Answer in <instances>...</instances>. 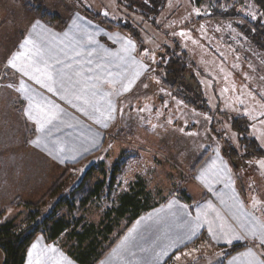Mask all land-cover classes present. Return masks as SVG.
Listing matches in <instances>:
<instances>
[{"label":"rangeland","instance_id":"1","mask_svg":"<svg viewBox=\"0 0 264 264\" xmlns=\"http://www.w3.org/2000/svg\"><path fill=\"white\" fill-rule=\"evenodd\" d=\"M141 2L144 7L138 8L136 5L131 7V0H0V68H13L8 61L17 52L20 39L28 29L20 19H16L20 14V4H30L37 13L59 14L63 19L70 13L90 10L116 22L129 23L132 32L138 36L136 40L128 32L116 31L133 42L136 48L134 53L129 49L123 51L124 44L118 47L121 39L116 34L113 37L115 43L109 40L110 47L115 48L121 56L117 68H138L137 76L140 74L139 68L143 70L142 79L138 77L135 88L126 92V82L112 87V92L119 94L113 99V120L98 122L91 116L84 118V115L78 114L77 118L72 119V124L69 125L68 118L64 122L65 125L68 123V128L73 126L71 131L75 132L78 131L75 126H79V121L87 124L91 131H100L101 134L102 129L106 150L90 155L78 164H50L52 168L46 169L43 167L48 161L39 155V166L43 173L36 171V184L40 185L36 186L39 191L36 190V201L32 202L41 204L39 221L53 210L60 197H67L73 191L87 169L95 164L98 170L90 184L94 186L98 182H105L101 197L92 198L84 206L77 202L74 216L99 224L106 211L118 205L119 197L141 180L150 193V203L158 204L142 213L107 254L114 248L117 250L129 244L138 249L150 243L157 245L161 241L169 244L178 236V229L181 224H186L187 218L197 217L199 207L210 208L208 202H216L226 208L225 203L233 194L228 188L238 178L246 185L247 208L249 206L258 230L264 224V168L256 161L264 159V154L249 161L239 160L243 164L235 169L226 157L224 148L229 140L239 148L238 134L232 122L234 118L242 117L249 127L248 136L255 139L264 152V115H261L264 113V53L240 31L237 21L243 23L242 20L200 19L210 15L212 9L218 6L220 9H232L255 21L261 16L258 6L254 0H166L160 13L153 15L149 10V0ZM197 9L200 14H197ZM140 10L146 12L148 18ZM47 18L56 20L57 25L62 23L59 19ZM176 44L193 62L190 73L194 83L201 87L213 116L188 107L182 98L174 97L163 87V72L156 66L161 54L173 49ZM84 48L75 45L71 54L75 56L78 52L77 56H82L84 50L86 57L89 52ZM14 95L9 96L12 101L17 100ZM58 102L61 108L73 107L70 102ZM76 107L80 108L78 105ZM95 128H99V131ZM73 140L78 142L80 137L74 136ZM42 146L38 144L37 147ZM48 178L51 184L44 183ZM60 181L61 186L55 195L47 196L49 190ZM184 190L191 196L190 201L184 199ZM20 208L6 206L2 212L3 222L11 219H15L16 223L22 221L24 216L18 213H23L25 206L23 210ZM58 212L68 215L63 209ZM125 224L126 220L122 218L116 232H120ZM210 235L202 231L192 239L191 244L209 239ZM36 239L48 243L43 250L47 254L45 256L39 252L40 246H36V264H45L46 261L69 264L68 256L72 258V264H79L71 255L77 250V244L66 234L55 241H48L43 233H38ZM253 241L264 253L259 235L253 237ZM179 250L171 252L161 264L181 263L175 259ZM214 250L215 245L205 249L211 253ZM123 252H119L122 257L125 255ZM194 258H190L193 262L185 258V262L202 264L207 260L206 264H213L211 260L215 259L214 255Z\"/></svg>","mask_w":264,"mask_h":264},{"label":"crops","instance_id":"2","mask_svg":"<svg viewBox=\"0 0 264 264\" xmlns=\"http://www.w3.org/2000/svg\"><path fill=\"white\" fill-rule=\"evenodd\" d=\"M20 5V14L16 19H20L21 24L27 26L28 29L20 39L17 52L14 54L20 52L33 54L35 52L33 44L45 50L48 57H52L49 59V63L54 65L53 76L56 83L49 82L43 76L41 77L42 82L37 83L32 78L37 74L32 71H29L28 75H24L18 68H0V223H3L2 212L6 206H19L23 210L24 205L21 202L36 201V190L39 191L36 186L40 185V183L36 184V171L43 173V169L52 168L49 167L50 164L60 163L65 166L106 150L104 131L101 129V134L99 131V128L102 127L95 128L99 131L97 133L94 130L91 131L83 121H79V126H75L78 131L75 132L71 131L73 126L68 128V123L65 125L64 122L68 118L69 125L72 124V119L77 118L78 114L84 115V118L91 116L98 122H110L113 120V99L119 95L112 92V87H118L122 82H126L129 86L128 90H131L136 87L138 77L141 78L143 75L142 68H139V76H137L138 68H117L121 62V56L119 57L115 48H111V43H109V40L115 43L113 38L115 34L121 39V42L117 44L118 47H121L120 44H124L122 49L128 48L133 53L136 50L135 46L132 48L125 43L129 39L127 36L124 38L120 34L121 32H116L118 29H112L82 11L70 13V16L65 19L57 14L59 17L55 19L62 21L60 25H57L56 20L43 17V14L37 13L30 4ZM26 39L31 40L33 44L21 47ZM75 45L85 47V51L91 55L88 53L85 57L83 50L82 56H74L71 52L74 51ZM56 60L60 63L56 64ZM89 61H91L90 64ZM15 62L21 66L26 63V60L22 57ZM97 65L101 67L98 68ZM89 68L93 69V72H88ZM108 72L113 73V76L107 77ZM88 76H101L112 82L87 81L89 85L97 83V87H89L82 92L81 89ZM129 82L132 85L131 83L129 85ZM46 84L55 90L49 91ZM93 93L95 94L93 95ZM12 94H15L13 97H17V100L12 101L13 99L9 98ZM59 100L70 102L69 104H72L73 107L67 109L62 106L63 108H61L57 104ZM40 105H44V107ZM49 119L50 122H47ZM42 123L44 124L43 129H41ZM74 136L80 137V140L74 142ZM38 144L43 146L37 147ZM39 155L44 161H48L43 169L40 167L41 165L39 166V162H41L38 159ZM40 181L42 182V180ZM45 181L44 183L47 184L52 183L49 178ZM233 181L232 186L228 188L233 194L226 201V208L216 202H212V204L208 202L210 208H205V206L198 208L201 227L197 235L202 231H207L211 234L209 236L211 241L205 239L191 244L192 240H186L183 246L171 250L168 249V243L163 241L157 245L154 243L143 245L139 249L129 244L121 247L124 250L123 254L125 253L123 257L122 254H119L122 251L121 248L117 250L114 248L98 264H161L171 252L179 249L178 254L182 252L179 264H188L185 262V258L191 260L190 258H205L208 255H214L215 259L211 260V262L214 261L213 264H246L249 258L242 254L248 252L249 249L256 253L257 264L264 261V253L255 245L253 236L250 235V230L256 228L257 223L250 215L249 206L247 208L249 202L246 188H244L245 184L239 178ZM243 193L245 197H243ZM18 200L21 202L18 203ZM192 222H196L194 216L187 218L186 224H181L178 229V236L191 235L189 228L193 224ZM221 226L223 227L221 228ZM209 227L212 228L211 233ZM224 233L228 234V238L242 237L233 239L232 244L242 243L245 244V247L227 256V247L232 244L226 243ZM44 239L43 241H45ZM47 244V242H41L35 238L28 249L25 264H36L37 245L40 246L39 252L42 256L47 255L43 252L44 246ZM214 245L216 247L214 253L208 252L209 250L205 251L208 246ZM164 250H168V255H158ZM1 251L0 258L2 259L1 264H3L5 256ZM185 252H190L191 255H183ZM141 257L144 260L147 259L139 261ZM67 260L69 264H72L70 256ZM193 261L191 260V262ZM206 261L202 264H206ZM50 263L56 264L53 261L49 263L46 261L45 264Z\"/></svg>","mask_w":264,"mask_h":264},{"label":"trees","instance_id":"3","mask_svg":"<svg viewBox=\"0 0 264 264\" xmlns=\"http://www.w3.org/2000/svg\"><path fill=\"white\" fill-rule=\"evenodd\" d=\"M131 1L133 2L131 7L133 5L138 8L144 7L141 0ZM254 2L261 14L260 18L255 21L235 13L232 9H220L218 6L212 9L210 15L200 19L208 18L218 21L242 20L243 23L237 21L238 28L253 42L258 50L264 53V0H254ZM149 3L150 12L153 15H157L164 8L166 0H149ZM140 12L144 13L145 17L148 18L146 12L141 10ZM84 13L112 29L128 32L138 40L137 34L132 32L129 23L116 22L90 10ZM43 17L55 19L59 16L45 12ZM161 56L156 68L163 72L161 79L163 87L171 92L174 97L182 98L188 107L213 116L214 113L210 109L201 87L194 83L190 73L194 65L188 55L181 51L179 45L176 44L173 49L167 50ZM232 125L238 134L240 145L238 148L229 140L226 142L224 153L231 161L232 166L237 169L243 164L239 160L243 162L249 161L256 156L263 155L264 152L259 148L256 140L248 136L249 127L244 118H234ZM79 162L69 163L67 166L78 164ZM97 168V165L92 164L87 169L81 182L73 187V191L67 197H60L57 203L54 204L53 210L40 221L39 218L42 215L41 204L17 201L25 206L23 213H20L24 216L22 221L16 223L15 219H11L0 223V250L3 251L5 256L3 264H25L28 249L38 233H43L48 241H55L66 234L70 240H74L77 244V250L75 249V251L71 252V255L79 264H98L115 245L117 239L142 213L158 205L150 203V193L146 191L145 184L141 180L119 197L118 205L109 208L99 224L89 223L83 217L74 216L77 202L84 206L92 198L101 197L105 182H98L94 186L90 184L95 171L98 170ZM87 179L88 181H86ZM112 182L113 179L111 180ZM61 183L60 181L54 185L47 196H54L55 192L59 190ZM182 194L184 199L191 200V196L187 191H182ZM60 209L65 210L68 215H60L58 212ZM122 218L126 220V224L120 232H116V228ZM244 247L245 244L242 243L229 245L227 247V256Z\"/></svg>","mask_w":264,"mask_h":264},{"label":"snow or ice","instance_id":"4","mask_svg":"<svg viewBox=\"0 0 264 264\" xmlns=\"http://www.w3.org/2000/svg\"><path fill=\"white\" fill-rule=\"evenodd\" d=\"M197 14L199 13V9L196 10ZM253 18H255L253 16ZM125 43L134 48V44L131 40H126ZM27 44H33V42L31 40L26 39L23 44L21 45V47H24V45ZM33 48L35 49V52L33 54H30L29 52H20L17 53L13 56V58H11L8 63L9 65H11V67L13 68H18V70L22 71L24 73V75H28L29 71H32L34 73H36L37 75H34L32 78L36 80L37 83H41V77H46V79L51 82V83H56L54 76H53V68L54 65L49 63V59H51L52 57H48L47 53L45 50L36 47L33 44ZM123 51H128V48L123 49ZM76 55H79V53H76ZM89 55H91V53H89ZM24 58L26 60V63L24 65L18 66L17 63L15 61ZM56 64H59L60 61L56 60L55 61ZM91 63V61H89V64ZM70 67V65H69ZM98 68H100V65H97ZM143 67V66H142ZM88 72H93V69L89 68ZM117 76H119V74H116ZM113 73L108 72L107 73V77H112ZM95 80L97 83L100 82H112L111 80H105L104 78H102L101 76H88L86 77V81L84 84V87L81 89L82 92L86 91L89 87L91 88H96L97 87V83H93L91 85H89L87 83V81H92ZM131 82H129L130 85ZM46 87H48L49 91H54L55 89L52 88L51 86H49L48 84L45 85ZM129 86H125L124 90L127 91ZM21 88L23 89L24 86L22 85ZM26 90V89H25ZM225 91H227V89H225ZM95 93H93L94 95ZM78 99L81 97H77ZM87 102V101H85ZM241 103H243V101H241ZM37 107H39V105H37ZM261 115H264V113H262ZM255 119V117L253 118ZM39 122V121H38ZM50 122V119L47 121ZM44 124H41V129H43ZM256 163L261 167L264 168V159L258 160L256 161ZM172 205L170 204L169 207H171ZM201 217L200 215H197V217L195 218V223H193L190 228L189 231L191 233V235H186V236H177L175 239L171 240L168 244V249H178L180 246H183L185 244V241H191L193 239V237H195L198 234V230L201 227L199 221H200ZM223 226H221L222 228ZM209 232H212V228L209 227ZM250 235L253 237H256L257 235H259L260 237V242L261 245H264V224H261L259 226V229L257 230L256 228H252L250 230ZM224 236L226 238V243L228 244H232L233 239H241L242 237H237V236H232L231 238H228V234L224 233ZM35 247V246H34ZM193 251H196L195 249H193ZM168 255V250H164L162 253H158V255ZM183 255L186 256H190L191 253L190 252H185L183 253ZM246 257H248L249 259L246 261V264H257V260H256V253L253 252L251 249H249L248 252L242 254ZM180 254H177L175 259L179 260ZM259 264H264V261H260Z\"/></svg>","mask_w":264,"mask_h":264}]
</instances>
